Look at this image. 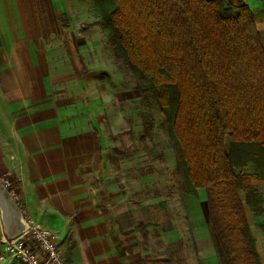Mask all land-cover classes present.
Here are the masks:
<instances>
[{"label": "rangeland", "instance_id": "374dc122", "mask_svg": "<svg viewBox=\"0 0 264 264\" xmlns=\"http://www.w3.org/2000/svg\"><path fill=\"white\" fill-rule=\"evenodd\" d=\"M15 2L18 9L31 11L30 23L37 29L34 44L41 52L30 61L39 58L43 75L53 84L49 93L64 98L67 109L76 113L77 134L84 141L91 135L98 145V163L84 175L88 195L79 223L86 224L80 226L79 238L90 235L106 243L103 264H226L208 222L205 192L192 189L177 158L170 116L141 95L135 73L122 57L116 58L94 1ZM3 16L11 21L10 9ZM238 194L245 202V192ZM55 233L63 252L70 247L71 233L64 238Z\"/></svg>", "mask_w": 264, "mask_h": 264}, {"label": "trees", "instance_id": "16d2710c", "mask_svg": "<svg viewBox=\"0 0 264 264\" xmlns=\"http://www.w3.org/2000/svg\"><path fill=\"white\" fill-rule=\"evenodd\" d=\"M93 1L116 58L170 116L177 158L192 189L205 192L225 263L261 264L244 210L264 233L263 197L251 184L264 181V51L249 8L240 0Z\"/></svg>", "mask_w": 264, "mask_h": 264}, {"label": "crops", "instance_id": "0c3cea01", "mask_svg": "<svg viewBox=\"0 0 264 264\" xmlns=\"http://www.w3.org/2000/svg\"><path fill=\"white\" fill-rule=\"evenodd\" d=\"M35 1L50 5V0ZM240 1L252 13L264 51V0ZM227 2L234 5L236 0ZM17 6L15 0H0V179L11 183V193L25 220L58 232L60 238L67 231L71 233L70 247L63 250L69 264H103L106 243L90 235L79 238L80 226L86 224L79 223L88 195L84 175L90 165L98 163L94 156V150L99 155L98 145L91 135L84 141L77 134L73 129L76 113L67 109L64 98L49 93L48 86L53 84L43 75L39 58L30 61L32 54L41 52L34 44L37 29L30 23L31 11ZM6 9H10L11 21L3 16ZM251 184L264 198V181L253 180ZM246 209L255 248L264 264V233ZM4 238L0 215V255ZM0 264L19 263L4 257Z\"/></svg>", "mask_w": 264, "mask_h": 264}, {"label": "built area", "instance_id": "2783aa9c", "mask_svg": "<svg viewBox=\"0 0 264 264\" xmlns=\"http://www.w3.org/2000/svg\"><path fill=\"white\" fill-rule=\"evenodd\" d=\"M7 190L11 183L0 179ZM13 199L15 196L11 193ZM26 221V230L14 239H3L0 259L8 257L19 264H69L58 246L57 234Z\"/></svg>", "mask_w": 264, "mask_h": 264}, {"label": "water", "instance_id": "95a60500", "mask_svg": "<svg viewBox=\"0 0 264 264\" xmlns=\"http://www.w3.org/2000/svg\"><path fill=\"white\" fill-rule=\"evenodd\" d=\"M0 215L3 234L6 239H14L26 230V221L11 196L9 190L4 188L0 182Z\"/></svg>", "mask_w": 264, "mask_h": 264}]
</instances>
